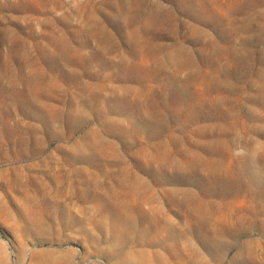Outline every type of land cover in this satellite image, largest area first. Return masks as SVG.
Masks as SVG:
<instances>
[{
	"label": "rangeland",
	"instance_id": "obj_1",
	"mask_svg": "<svg viewBox=\"0 0 264 264\" xmlns=\"http://www.w3.org/2000/svg\"><path fill=\"white\" fill-rule=\"evenodd\" d=\"M0 264H264V0H0Z\"/></svg>",
	"mask_w": 264,
	"mask_h": 264
}]
</instances>
